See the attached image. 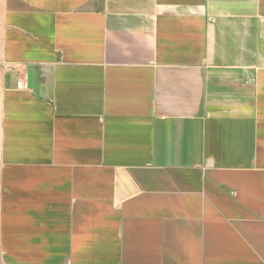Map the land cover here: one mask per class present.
Segmentation results:
<instances>
[{
  "label": "crops",
  "instance_id": "1",
  "mask_svg": "<svg viewBox=\"0 0 264 264\" xmlns=\"http://www.w3.org/2000/svg\"><path fill=\"white\" fill-rule=\"evenodd\" d=\"M0 264H264V0H0Z\"/></svg>",
  "mask_w": 264,
  "mask_h": 264
},
{
  "label": "built area",
  "instance_id": "2",
  "mask_svg": "<svg viewBox=\"0 0 264 264\" xmlns=\"http://www.w3.org/2000/svg\"><path fill=\"white\" fill-rule=\"evenodd\" d=\"M17 87H18L19 89L23 88V83H22V82H18V83H17Z\"/></svg>",
  "mask_w": 264,
  "mask_h": 264
}]
</instances>
